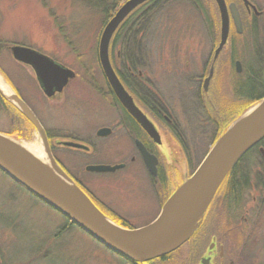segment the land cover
Instances as JSON below:
<instances>
[{
  "label": "rangeland",
  "instance_id": "rangeland-1",
  "mask_svg": "<svg viewBox=\"0 0 264 264\" xmlns=\"http://www.w3.org/2000/svg\"><path fill=\"white\" fill-rule=\"evenodd\" d=\"M251 1L262 15L254 16L256 36L253 29H247L245 38L241 40L248 41L250 49L255 53L259 50L260 63L255 65V60L248 54L242 64L246 68L248 64L254 63L261 77H264V0ZM228 2L238 3L243 21L254 20L248 16L242 0ZM90 6L81 0H0V40L6 45L0 49V77L6 79L9 87L26 102L41 124L50 131V146L55 158H61L68 170L81 175L86 182L95 184L101 194H116L117 197L129 201L128 206L132 205L138 211H144L139 223L133 226L142 227L158 215L160 207L157 206L156 209L152 205L155 199H152L149 178L143 165L129 159L131 155H136L129 139L122 137L116 141L115 137H110L98 140L101 151L97 150L93 155L81 151L64 153L57 146L61 139L59 135L62 134L94 141L92 138H95L97 129L112 125L116 112L108 100L87 82L91 78V73L86 68L90 65L87 64L98 67L100 41L99 37L95 49L99 17ZM117 10L118 8L114 14ZM157 16L152 31L145 37L146 48H143L150 54L148 61L157 62L156 66L149 65L148 77L155 81L159 95L173 112L172 119L184 131V142L191 151L193 164L197 166L211 146L216 126L208 114L201 110V100L197 101L198 82L192 83L190 79L201 74V61L215 47L208 36L203 18L187 2H176L168 11ZM56 20L62 22L64 33H61V26ZM232 28L236 31L233 25ZM15 44L31 47L51 57L74 70L77 77L71 79L62 93L47 97L32 68L14 59L10 48ZM91 70L96 73L95 68ZM86 71L87 74L90 73L89 79L83 75ZM241 80H246L245 75L240 78L227 74V79H222L225 97L233 101L234 87ZM261 88H264V81ZM8 130L10 118L6 112L0 111V131ZM17 139L19 142L43 147L41 136L35 128H31L27 138ZM166 140L168 144L164 148L167 149L168 159L165 160L167 165L164 164V168L169 181L158 184L164 198L174 192L189 172L186 157L179 144L169 136ZM259 153L264 159L261 150ZM259 153L250 155L246 162L251 165V169L255 167V172L260 173L262 180L256 181V177H253L255 187L244 199L245 212L243 209L235 222L240 233L237 234L240 242L237 238V242L233 241L227 247L228 254L237 264H264V162L258 158ZM123 160L128 162L127 168L115 173L94 175L86 171L89 164L101 162L115 165ZM16 187L18 186L15 182L0 170V208L4 206V210L11 212V216L0 217V257L3 264H119L121 259L116 254L77 226L70 230L64 229L62 237L55 239V228L58 223L62 222L64 225L65 218L27 191L18 193L19 198L12 201L9 197ZM150 205L153 207L147 209ZM15 215L19 216L20 221L17 226L10 227ZM43 235V239L47 237V240L53 237L54 243L43 246ZM213 238L208 243H212ZM189 250L190 246L184 245L177 252L174 251L169 261L176 259L179 264H186Z\"/></svg>",
  "mask_w": 264,
  "mask_h": 264
},
{
  "label": "water",
  "instance_id": "water-1",
  "mask_svg": "<svg viewBox=\"0 0 264 264\" xmlns=\"http://www.w3.org/2000/svg\"><path fill=\"white\" fill-rule=\"evenodd\" d=\"M149 0H126L108 21L100 36L98 55L104 75L112 86L116 96L132 116L157 142L161 143L158 128L137 106L113 69L109 58L111 40L121 23L140 5ZM220 15L219 44L215 50L214 62L220 52L229 46L231 21L236 32H243L240 10L235 2L215 0ZM246 10L256 15L261 12L250 0H242ZM15 60L26 64L34 71L37 81L47 97L62 93L76 73L51 57L31 47L15 44L10 48ZM241 72V61L236 62ZM213 67L204 82L207 91ZM3 77V76H2ZM4 79V77H3ZM5 84L7 81L3 80ZM12 91L11 97L0 88L2 96L17 107L31 122L41 136L42 144L56 167L54 171L44 165L32 154L17 145L19 140L0 132V170L22 185L32 194L60 212L95 240L111 251L137 263L149 262L165 257L183 246L199 228L204 215L221 184L233 167L254 146L264 139V97L243 112L216 140L194 173L187 177L169 196L159 215L151 223L137 228H127L104 214L64 171L52 153L46 129L26 102ZM257 106L253 113L238 125H234L247 111ZM109 129L103 128L100 135H106ZM64 146L88 150L82 143L62 142ZM144 162L151 174H157L158 158L146 147L138 143ZM264 155V148H260ZM122 165H88L90 172H115ZM70 185L74 186L72 188ZM201 214L198 225L193 223ZM215 245V238L210 245ZM200 264H212L211 257H203ZM232 264V263H231Z\"/></svg>",
  "mask_w": 264,
  "mask_h": 264
},
{
  "label": "trees",
  "instance_id": "trees-1",
  "mask_svg": "<svg viewBox=\"0 0 264 264\" xmlns=\"http://www.w3.org/2000/svg\"><path fill=\"white\" fill-rule=\"evenodd\" d=\"M81 1L91 5L90 7H93L95 9V11L97 12L96 14L99 17V28L96 33L95 45V49H97V43L104 27L106 26L110 18L113 16L115 9L119 8L125 2V0ZM176 2H187V4H190L195 10H197L198 14L203 18L206 24L208 36L212 39L213 46L216 47L219 43L220 15L215 0H149L146 3L140 5L138 8H136L121 23L111 40L110 49H128V52H130L132 51L131 49H143L144 47L146 48L145 43L147 42V40H145V37H147V34L152 31L151 28L153 26L154 21L158 17L157 15L168 11V9L171 6L175 5ZM242 10L244 14H246L244 9ZM255 19L256 18H254L252 22L244 21V28L241 34H238L234 30V28H231L228 47L236 49V51L230 59L232 67L230 69L231 73L229 74H231L232 77L234 75L239 76L240 78H243V76L245 75L246 78V80L239 81L238 86L236 85L234 87L235 96L232 98L233 101L225 97L222 89H219V87H222L223 82H221V85H217V95H203L201 101L199 100L201 110L205 111V113L208 114V117H210L211 121L216 126V132L214 134L211 146L208 148L205 155L208 153V151L216 142V140L221 136V134L224 133L226 129L248 107L257 103L264 97V88H261L263 85L264 77H261L260 73L255 68V65L257 64L258 66V63H260L258 61L259 50L255 53V51L250 49L248 41L245 42V40H241L245 38L247 29H253L254 34L256 36L257 31ZM56 22L58 25L61 26V33H64L62 22H59L58 20H56ZM144 33L146 34L144 35ZM142 34L144 36L141 37ZM5 46L6 45L3 44L0 40V49L4 48ZM248 54H250L251 57H253L252 59L255 60V65H253L254 63L252 65L248 64L246 68L244 67L245 72L243 71V73L237 74L234 69V60H240L242 63H244V58ZM97 68L98 70L95 69L96 73L99 72L100 78H103L102 70L99 65ZM89 71L91 73V78L90 73L87 74L88 71H86V74H83L84 77L90 78L91 80H95L97 82V74L92 70ZM222 77H224L222 78L223 80L225 78L227 79V74H223ZM0 111L6 112V114L10 118V130L0 132L12 136L14 138H27V135L31 128H34L33 125L27 119V117L17 107L8 102L2 96L1 93ZM175 136L176 138L178 137L177 134ZM178 138H180V135ZM179 146L181 147L188 164L189 172L185 177L186 179L194 173L200 163L197 166L193 164L191 158V151L189 150L188 145L185 142L181 140L179 142ZM260 147L264 148V139L252 149H250L226 176L225 180L223 181L216 195L214 196L212 202L210 203L204 215L202 223L186 243L190 246L189 256L186 260V264H194L196 262L204 245L208 244L210 234L217 236L219 240L221 239L226 247H228V244L230 243L233 244V241L237 242V238L238 242H240V236H237V234L240 233L235 226V222L238 220V217L240 216L239 214L243 212L244 199L246 195L250 193L251 190L253 191L255 187V181L253 177H256V181L262 180L260 178V173L255 172V167L251 169V165L248 164L246 160L253 153H259ZM258 158L261 159L262 162H264V159L263 157H261L260 153L258 154ZM67 220L69 224H73V222H71L69 219ZM118 224L122 225L120 223ZM204 230L206 231L203 233ZM175 252H177V250ZM175 252L165 257L153 259L149 262V264H168V262L174 260L173 259L169 261V259ZM126 261L128 264H138L137 262H133L128 259H126Z\"/></svg>",
  "mask_w": 264,
  "mask_h": 264
},
{
  "label": "flooded vegetation",
  "instance_id": "flooded-vegetation-1",
  "mask_svg": "<svg viewBox=\"0 0 264 264\" xmlns=\"http://www.w3.org/2000/svg\"><path fill=\"white\" fill-rule=\"evenodd\" d=\"M227 1V0H226ZM251 1V0H250ZM228 2V1H227ZM252 2V1H251ZM253 3V2H252ZM254 4V3H253ZM255 5V4H254ZM246 9V8H245ZM247 14L251 18H256L254 16H261L262 12L260 15H256L254 11H251L249 13L246 10ZM241 13V11H240ZM241 19H242V24L244 28V21H243V16L241 13ZM233 24V21H231V27ZM132 51L128 52V49H109V58L111 61V64L113 66L114 71L116 72L120 82L124 86V88L127 90V92L132 96L133 100L137 104V106L143 111V113L150 119V121L158 128L160 134H161V143H157L151 135L141 126V124L130 114V112L124 107V105L121 103V101L118 99L116 96L112 86L110 85L108 79L104 75V72L102 70L100 62L97 64L102 70V75L103 78H100L99 72L97 75L99 76V80L96 82L95 80H87L88 84L92 86L94 90L99 92L103 97H105V100L107 99L109 102V105L115 109V114L113 116V124L112 125H105L103 127H100L97 129L95 132V138L93 137V140L90 139H82L80 137L74 136V135H59L61 139L59 140L57 146L61 151H64V153L67 152H77L81 151L87 155H93L95 152H100L101 147L100 143L98 140H104L106 138L110 137H115V140L119 139H129L135 150H136V155H131L129 158L131 162L139 161L149 178V186H150V193L152 196V199H155V202L152 204L158 208L160 207V211L166 202V200L169 198H164L161 191L159 190L158 184L161 182L165 184L166 181H169L167 171H165L164 164L167 165L166 161L168 158L166 155L168 154L167 149L164 148L166 144H168V141L166 140V137L169 136L171 139L176 141V143L179 144V142L182 140L183 142L185 141V133L180 128V124L176 123L172 119V114L173 112L171 111L170 107L164 103L163 98L159 95V90L157 87V84L153 79L148 77L149 75V65L151 66H156L157 62L151 63L148 61L150 59V54L148 53L147 49H131ZM215 49H211L205 56L204 59L200 63V70L201 74L198 75V77H192L190 79V82H198L197 85V101L201 100L203 95H209V96H214L217 95V85H221L222 82V76L223 74H229L230 69L232 67L230 63V59L232 58V55L236 51V49H232L230 47L224 48L216 61L214 62V54H215ZM146 59V60H145ZM238 60H234V69L237 74L243 73L244 71V66L242 64V70L241 72L237 71V66L236 62ZM240 61V60H239ZM242 63V62H241ZM90 67H86L87 69H96L91 64ZM213 67V75L210 79L209 86L207 91L204 90V82L206 78H208L210 71ZM77 74V73H76ZM78 75V74H77ZM77 77V76H76ZM75 79V78H74ZM71 81V80H70ZM221 90L222 87H219ZM56 96V95H55ZM199 114V111L197 112ZM45 128V127H44ZM103 128L109 129L108 133L106 135H100L99 131ZM46 129V128H45ZM49 141L52 139V136H50V131L46 129ZM180 135V138H176L175 135ZM179 139V141H178ZM64 141H74V142H79L88 147V150H83V149H76V148H71L64 146L62 142ZM143 144L146 149L153 155H155L158 158V164H157V174L153 175L150 173L148 170L144 159L141 155V152L138 147V143ZM261 148V147H260ZM260 150V149H259ZM56 160L60 164V166L64 169V171L75 181V183L83 190V192L91 199V201L104 213L106 214L110 219H112L116 223H120L126 227L130 228H135L133 227L136 225V223H139L140 221V216L144 213L141 211H138L134 206L129 204V201H126L120 197H117L116 194L112 195H103L101 194L95 184L92 182H86L81 175H76L64 165V162L61 158L56 156ZM98 164H103L101 162H96L94 164H89V165H98ZM115 165H122L120 168L121 170L126 169L128 162L123 160V161H118L115 163ZM88 166V165H87ZM86 166V167H87ZM118 169V170H120ZM87 171V170H86ZM117 171V170H116ZM90 174L94 175H104L105 173L101 172H90L87 171ZM115 173V172H113ZM167 175V176H166ZM9 177V176H8ZM13 180V179H12ZM14 181V180H13ZM16 186V189L11 193L9 199L12 201H16L19 198V195H17L20 192H28L26 188H24L22 185L14 181ZM180 185V184H179ZM178 185V186H179ZM177 186V187H178ZM32 194V193H31ZM34 195V194H32ZM171 195V194H170ZM169 195V196H170ZM35 196V195H34ZM36 197V196H35ZM39 199L38 197H36ZM124 200V202H123ZM39 201H42L39 199ZM44 202V201H42ZM122 202V203H119ZM45 203V202H44ZM48 205V204H47ZM150 205L146 207L147 209L152 208L153 206ZM0 208V217H7L11 216V212H7L3 208L4 206H1ZM51 207V206H50ZM52 208V207H51ZM54 209V208H53ZM55 210V209H54ZM57 211V210H55ZM159 211V213H160ZM58 212V211H57ZM60 213V212H59ZM158 213V215H159ZM126 214H135L134 217L127 216ZM61 216H63L60 213ZM157 215V216H158ZM157 216H155L152 220L149 221L151 223L154 221ZM64 217V216H63ZM66 223L63 225V223H58L57 227L55 228V232L53 237L55 239H60L62 237L63 230H70L73 226H77L76 224H69L68 220L65 218ZM19 216L15 215L13 216L12 223L9 224L10 227L17 226L19 222ZM142 223V222H141ZM147 223V224H149ZM146 224V225H147ZM78 227V226H77ZM137 228V227H136ZM82 230V229H81ZM45 236L43 235L42 241H43V246H51L54 243V238L50 237L49 240H47V237L43 239ZM212 238H215V245H212L210 249L211 243H208L204 245L199 257L197 258L196 262L194 264H200V261L203 257H211V262L212 264H236L235 260L230 257L228 254L227 247L225 246L224 242L217 236L212 235ZM210 237V238H211ZM94 239V238H93ZM100 243V242H99ZM103 245V244H102ZM104 246V245H103ZM107 248V247H106ZM108 249V248H107ZM109 250V249H108ZM112 253L116 254L115 252L111 251ZM121 261H119V264H128L126 259L121 257L120 255L116 254ZM150 262V261H149ZM149 262L145 263H138V264H149ZM0 264L2 263L1 257H0ZM170 264H179V261L176 259L170 262Z\"/></svg>",
  "mask_w": 264,
  "mask_h": 264
},
{
  "label": "bare ground",
  "instance_id": "bare-ground-1",
  "mask_svg": "<svg viewBox=\"0 0 264 264\" xmlns=\"http://www.w3.org/2000/svg\"><path fill=\"white\" fill-rule=\"evenodd\" d=\"M0 88L2 89V91L6 95L11 97L12 91L5 84V82L3 81V79L1 77H0ZM255 109H257V106L252 108L250 111H247L234 125H238L241 122H243L245 119H247L253 113V111ZM17 145L19 147H21L22 149L26 150L27 152H29L30 154H32L34 157H36L38 160H40L47 167L51 168L53 171H54V169H56V167L52 163V158L49 155V153L47 152V150L44 147V145H42L43 147H40L37 144H32V143L28 144V143H25V142H17ZM70 186L75 189L74 186H72V185H70ZM200 217H201V214H198L197 217L195 218V222L193 223L194 227L196 225H198Z\"/></svg>",
  "mask_w": 264,
  "mask_h": 264
}]
</instances>
